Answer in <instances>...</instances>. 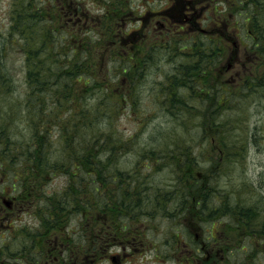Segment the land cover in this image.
<instances>
[{
    "label": "trees",
    "instance_id": "16d2710c",
    "mask_svg": "<svg viewBox=\"0 0 264 264\" xmlns=\"http://www.w3.org/2000/svg\"><path fill=\"white\" fill-rule=\"evenodd\" d=\"M98 1L103 12L100 17L90 15L81 0H12L9 26L6 31L0 30V89L6 92L15 88L4 74L8 72L6 67L12 49L20 45L18 49L24 54L26 81L30 85L25 95L28 99L24 103L19 101L20 106H26L30 112L35 108L41 112L30 123L38 144L16 147L10 138H4L0 152L5 151L7 155L0 157V170L4 169L2 163L7 160L4 164L8 166L6 172L16 180L14 187L18 188L20 201L26 202L35 192L42 203L48 204L40 209V216L44 215L42 225L48 224L53 229L54 223L65 225L64 217L77 208L86 212L93 205L94 208H103L106 203L137 202L141 190L138 188L145 185L144 176L138 168L128 172L117 166L120 153L125 148L130 149L136 138L131 134L120 143L122 137L115 132L114 116L131 109L132 115L138 119L150 117H144L142 112L140 117L136 107L137 102L142 105L139 100L141 88L149 80L152 81L150 90L157 88L163 95L161 106L167 109L171 118L179 117L190 107L184 98L186 88L194 91L192 96L195 98L212 101L214 109L223 101L219 105L223 108L220 112L227 108L238 112L242 107L237 103L242 99L264 100V0H172L170 8L163 13L151 5L153 10L150 13L162 14L165 26L169 23L164 29L153 27L156 34L153 37L150 33L142 35L148 29L147 15L143 25L140 23L123 30L122 22L126 18L129 21L138 11L133 10L132 0ZM236 15L239 18L231 21ZM89 18L94 23H85ZM197 18L208 23L207 26L202 24L199 27ZM231 30H240L236 35L241 34L247 42L244 62L251 61L245 67L247 75L234 88L227 83L230 77L224 79L228 65L222 62L223 58L230 57L232 50L236 52L237 40ZM166 62L174 63L170 70L166 69ZM157 74H162L161 80L156 79ZM219 78L223 80L221 90L217 87ZM213 84L216 85L214 89ZM226 86L229 91H225ZM52 105L54 107L50 108ZM70 112L77 117L63 120L57 116ZM216 112L212 123L219 128L225 120L219 122ZM106 121L116 137L113 134L108 137L109 132L103 129ZM56 131L64 137L65 152L62 158L53 161L51 149L46 144ZM170 139L174 140L173 137ZM169 146L166 143L162 147L144 148L139 152V158L146 157L151 162L147 164L148 169L161 170L167 154L175 164L178 176L182 177L180 185L184 184L187 189L185 177L187 174L193 176L194 168H197L196 156L190 154L192 151L187 145L179 150L181 156L170 153ZM239 154L242 156L241 152ZM17 164L21 165L22 171L26 168L24 176L19 174ZM51 171L68 175L67 189L44 193L43 174L47 176ZM29 175L40 180L29 178ZM89 176L95 178L94 182ZM198 183L199 179L191 187L194 191ZM134 185L138 188L135 189ZM244 210L248 215L241 216L240 229L243 225L249 232L258 230L264 238V223L251 221V207ZM61 212L66 215L59 218L57 214ZM230 214L237 215V212L231 210ZM37 232L39 230L25 227L13 231L10 241L19 245H1L0 260L6 254L19 263L23 262L19 257L24 259L27 255L35 259L36 252L25 243L34 244ZM96 238L99 239L94 242L97 244L95 258H102L116 240L119 242L124 237L113 238L104 234ZM90 247V244H79V256L87 255ZM14 254L18 256H12Z\"/></svg>",
    "mask_w": 264,
    "mask_h": 264
},
{
    "label": "rangeland",
    "instance_id": "374dc122",
    "mask_svg": "<svg viewBox=\"0 0 264 264\" xmlns=\"http://www.w3.org/2000/svg\"><path fill=\"white\" fill-rule=\"evenodd\" d=\"M11 1L0 0L1 31H6L9 26ZM81 1L84 9L86 8L90 15L97 14V17H100L103 14L98 0ZM172 2V0H155L154 2L132 0L133 10L138 11L130 17L129 21L126 18V22H122L123 30L139 26L140 23L143 25L147 15L145 22L150 30L145 29L146 33L142 30V35L146 36L150 33V37L155 36L153 27L160 26L161 29H164L167 26L160 25L159 20L164 19L162 15L151 16L154 15L150 13L153 10L150 9L151 5L155 6V10L163 13L167 8H170ZM90 18L84 20L85 23L89 21L90 24L94 23V20ZM238 18L239 15L233 16L231 21L235 22ZM202 24L205 23L199 21L198 26L202 27ZM207 24L205 25L207 26ZM238 31L240 30L230 31L231 35L234 33V38L237 40L236 52L232 50L230 57L228 59L225 57L222 60L225 65L230 66V70L228 67L226 68L227 73L224 79L230 77V81L226 80L229 85L232 84L231 88L236 87L238 82H242L247 75L245 67L251 62H244L247 42L241 38V34L236 35L239 34ZM19 46L12 49L6 67L8 72L4 74L10 78V84L15 88L11 91L6 90V92L5 89H0V134H2L0 135V145L4 144V138H6L5 140L10 138L16 147L20 145H24V147L36 146L38 140L30 123L35 121L41 112L36 108L30 112L26 106H20L19 101L24 103L28 99L25 98V95L26 90H30V85L26 81V64L23 62L25 57L18 49ZM164 64L168 66L166 68L168 70L174 65V63L167 62ZM104 76L109 79L106 74ZM156 79L161 80L162 74H157ZM221 80L219 78L217 81V87L220 90ZM151 86L152 81L150 80L143 85L139 96L142 105L139 102L136 105L140 113L139 116L141 117L142 112L144 117L146 115L150 116L149 118L138 119L132 115L131 109L122 110L114 116L117 127L115 132L122 137L120 143H123V138L131 134L136 138L137 143L132 145L133 148L131 146L130 149L125 148L123 151L120 148V152H122L118 157L117 166L128 172L138 168L139 173L144 176V180H146L144 186L139 188L136 185L133 186L135 189H141L137 202L106 203L103 208L101 206L94 208L93 205L86 212L82 208H77L67 215L66 212H61L57 215L59 218L63 217V214L66 215L64 217L65 225L54 223L53 229L48 224L42 225L41 217L44 215L40 216L39 210L48 204L42 203V199L38 198L39 195L34 192L26 202L20 201L18 188L14 187L16 180L6 172L8 167L4 165L7 163L6 160L2 163L4 169L0 170V246L14 244L13 241H10L13 236L8 232L19 231L24 225L34 231L39 230L35 236L34 244L29 241L25 243L31 251L36 252V258L42 260L41 263L37 262L38 264H47L48 262L45 261L47 259L50 263L54 262L58 250L52 249L53 251L48 253L46 248L54 247L53 242L57 240L58 234L56 233L58 231L63 233L61 240L65 244H67L66 242L70 243L71 240L77 244H86L87 246L90 244L91 247L87 252L88 258L95 256L97 244L94 242L99 239L96 237L109 234L113 238L117 236L129 238L125 244L127 246L132 244V247L125 245L120 247L116 240L117 244L111 247L107 256L103 254L104 258L91 257L95 260L93 264H113L109 256L117 253H120V264H190L186 258L191 259L193 264H236V262L239 264H264V238L258 230L254 229L255 231L249 232L243 225L240 229L238 223L242 219L241 216L248 215L245 213L247 210L244 209L249 207L253 210L250 216L251 221L256 224L264 223V100L259 98L242 99L237 103V106L242 107L238 112L228 108L224 112H220V109L223 108L219 105L223 101L218 102L216 110L212 101L205 102L198 97L195 98L192 96L195 94L194 91L186 88L184 89V98L190 107L179 117L171 118L167 109L164 110L165 108L161 106L160 101L163 95L157 88L150 90ZM214 87H216L215 84H213V89ZM224 88L225 91H229L228 86ZM198 93L196 92V94ZM159 95L160 99L158 100ZM89 100L91 102L92 98ZM52 107L54 106H50V108ZM207 110L209 111L206 114ZM43 112H45V108L42 110ZM215 112L219 122L225 120L219 128H216L212 123ZM57 116L62 117L63 120L67 117H77L71 112ZM103 129L109 132L108 137L110 134L116 137L114 130L110 129L108 121L105 122ZM56 132L46 144L51 149L50 156L53 161L62 158L63 152H65V142L62 139L64 137L59 136V132ZM172 137L174 140L170 139ZM166 143L170 145L168 150L170 153L176 152L177 156H181L179 150L187 145L192 151L190 154L196 156L195 165L197 168H194L193 176L187 174L185 177L187 189L184 184L180 185L182 177L178 176L175 164L169 160L170 156L167 154H165L166 163L161 170L148 169L147 164L151 162H148L146 157L139 158L141 157L139 152L144 148L147 150L162 147ZM4 152V155L0 152V157L7 155ZM239 152L242 153V156ZM16 168L19 174L24 176L26 168L22 171L20 164H17ZM43 177H45L44 193L50 194L56 190L67 189L68 175L65 172L51 171L47 176L43 174ZM89 177L94 182L95 178ZM29 178L40 180L30 175ZM198 179L199 183L194 191L191 187ZM24 181L27 180L24 178ZM2 190L8 196V200H13L9 203L14 208L10 214L17 212L18 230H12L13 221L11 230H3V227L9 224L5 221V219L7 220L5 214L7 205L5 204L6 200L4 202L1 199ZM8 209L10 208L8 207ZM47 209L44 210V213L47 212ZM231 210L234 213L237 212V215L230 214ZM239 213L243 215H238ZM53 214H55L54 211ZM213 221H215L214 224ZM125 231H128L127 236ZM42 233L46 235L39 236ZM211 235L220 236L215 237L216 242L213 243ZM220 240L226 242V245L219 248L222 251L223 248L225 249L222 255H219L220 253L217 251ZM18 245L15 243L13 246ZM40 246L43 250L37 248ZM198 248H200L201 256L197 254ZM67 250L66 247L61 250L63 257L67 258ZM189 251L193 253L190 256L188 255ZM16 254L12 256L17 257ZM19 260L23 262H14L15 258H8L6 254L0 260V264H29L20 257Z\"/></svg>",
    "mask_w": 264,
    "mask_h": 264
},
{
    "label": "flooded vegetation",
    "instance_id": "af4514ba",
    "mask_svg": "<svg viewBox=\"0 0 264 264\" xmlns=\"http://www.w3.org/2000/svg\"><path fill=\"white\" fill-rule=\"evenodd\" d=\"M3 197V195H1V198ZM8 207L11 209H8ZM7 207V209L5 210L7 213H10V212H12V210H13V207H11V205L9 204V206ZM15 207V206H14ZM1 210L3 211L4 210V208L2 207L1 208ZM232 217V216H231ZM200 219L202 218V217H199ZM219 223H220V221H218ZM205 223V222H204ZM213 223H215V221H213ZM56 234H58L57 235V240L56 241H54L53 242V244H54V247H49V248H46V251H48V253H51L54 249H57L58 250V255H56L55 256V259H54V262L53 263H50L49 262V259H47V260H45V261H47L48 263L47 264H78V253H77V250H78V247H77V242H75V241H73V240H71L70 241V243L69 242H66L67 244H65V242H63L62 240H61V236H62V232L61 231H58ZM128 235V231H126V236ZM221 235V234H220ZM219 235V236H220ZM219 236H214V235H211V237H212V242L213 243H215L216 242V240L214 239L215 237H219ZM74 238H76V237H74ZM128 240H129V238H127ZM34 242V241H33ZM131 246L130 247H132V244H130ZM224 245H226V242H224L223 240H220V243L218 244V252L220 253L219 255H222V253H223V251H225V249L223 248V251L222 250H219V248L220 247H223ZM64 247H66L68 250H67V254H66V256H67V258L66 257H63L62 255H61V250L64 248ZM201 248H203V247H201ZM53 249V250H52ZM29 250V249H28ZM40 250H43V249H40ZM204 250V249H203ZM30 251V250H29ZM197 254H199L200 255V248H198L197 250ZM206 253H207V251L206 250H204ZM189 254V256L191 255V254H193L191 251H189L188 252ZM119 256H120V253H119ZM201 256V255H200ZM25 260H24V262H26V263H29V264H33V263H35V262H39V263H41V261L42 260H40V259H37V258H35V259H31L30 258V256L29 255H27L25 258H24ZM186 260L190 263V264H193V262L191 261V259H188V258H186ZM44 261V262H45ZM91 261H93V259L91 260Z\"/></svg>",
    "mask_w": 264,
    "mask_h": 264
}]
</instances>
